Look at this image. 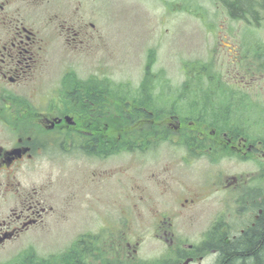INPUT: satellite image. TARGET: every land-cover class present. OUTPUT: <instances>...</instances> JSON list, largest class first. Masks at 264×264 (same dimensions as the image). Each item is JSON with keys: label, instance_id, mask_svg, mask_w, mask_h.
<instances>
[{"label": "rangeland", "instance_id": "1", "mask_svg": "<svg viewBox=\"0 0 264 264\" xmlns=\"http://www.w3.org/2000/svg\"><path fill=\"white\" fill-rule=\"evenodd\" d=\"M63 5L56 7L57 37L45 54L41 80L49 84L65 65L73 67V62L79 63L77 75L82 78L97 67L103 76L122 83L117 94L119 114L127 119L128 127L132 109L124 106L129 101H138L142 112L144 108L151 111L157 126L142 125L144 119H140L139 130L121 133L123 150L113 149V143L105 140L98 155L89 151L86 138L73 135L65 141L56 137L51 150L43 151L18 173L22 189L47 187L42 196H50L53 209L42 225L0 248V264L15 262L13 258L28 250L30 257L17 264H38V258L43 260L39 264H55L58 257L56 264H67L72 241L79 233L91 232L83 240L92 248L88 254L92 264H176L189 244L199 246L204 241L187 229L190 218L200 211L196 231L214 222L209 218L231 224L236 232L245 228L251 220V201L263 197L264 161L213 145L206 135L198 138L199 132L187 123L197 121L201 133L210 127L236 133L262 148L258 141L264 142V72L253 73L249 68L264 55L257 45L264 46V20L257 26L231 19L222 3L214 0H67ZM81 24L85 31L75 36ZM70 26L72 42L68 43L61 27ZM86 38L89 52L78 43ZM206 65L209 71L201 68ZM69 108L77 109L73 104ZM171 115L185 119L188 128L183 133L177 131L176 121L168 120ZM209 147H214L215 157L213 150L197 151ZM231 177L249 185L245 196L242 187L221 189ZM179 178L198 187L208 180L222 183L213 190L207 188L198 203L185 202L182 215L175 217L180 207L175 200ZM226 193H230L228 198ZM132 198H140L135 201V214ZM169 207H173L171 213L166 210ZM158 214L166 218L163 221L172 220L173 237L155 228L160 224L155 218ZM217 259L209 248L202 263L196 256L191 264H212Z\"/></svg>", "mask_w": 264, "mask_h": 264}, {"label": "flooded vegetation", "instance_id": "2", "mask_svg": "<svg viewBox=\"0 0 264 264\" xmlns=\"http://www.w3.org/2000/svg\"><path fill=\"white\" fill-rule=\"evenodd\" d=\"M66 2L67 0H0V247L19 238L27 230L42 225L46 215L53 209L49 204L52 201L49 200L50 196H47L48 199L42 196L47 187L38 185L22 189L18 173L24 166H28L30 161L40 156L43 151L52 148V145L56 144L57 138H63L65 141L66 139L68 141L73 135L86 138L87 146L91 147L89 151L98 155V150L102 149L106 143L105 140L113 143V149L123 150L121 149V145H123L121 133L127 131L128 134H133L134 131L139 130L136 126L140 119H144L142 125H149L152 129L157 126L156 120L158 119L155 120V117L151 116V111L144 108V112H142L138 101H129V105L124 106L132 109L129 112L131 121L128 127L127 119L119 114L121 106H119L117 98V94L120 93L119 82L116 83L114 80L111 81V78L103 76V71H98L97 67L87 70V75L82 78L77 75L76 65L79 63L73 62V67L65 65L54 80L51 78L49 84L41 80V74L46 66L45 54L48 50H52V45L55 44L57 37L56 7H61ZM63 20H67V18L63 17ZM90 25L92 28L95 27L93 22ZM78 27L79 29H75V33L73 32L75 36H80L86 28L82 24ZM70 28L72 26L60 29L62 33L63 31L67 33L66 40L70 41L68 43L72 42L71 38H68ZM59 36L61 37L60 34ZM87 42L86 38L79 39L78 43L89 52L91 49ZM95 50L97 51L98 48ZM98 63H100L99 59ZM90 91L101 97L89 100L85 94ZM71 104H73V108L77 109L74 111H71L70 108L67 109ZM168 120L176 121L179 127L176 129L181 133L189 126L192 131L199 132L198 138L201 135H206L205 139L210 138L213 145H219L225 150L230 148L245 158L258 156L264 161L263 139L258 141L262 147L259 148L255 142L248 144L245 137H238L236 133L232 132H220L214 127H210L209 132L201 133V127L195 120H190L187 126L184 123L185 119H179L175 115H171ZM170 125L176 126L172 122ZM171 126L164 127L167 129ZM207 128L209 127H206L205 130ZM195 143L196 146L201 145ZM61 144L65 145V143ZM199 149H197L199 152H212L213 150L215 157L214 147ZM184 180L183 178L177 180L179 193L175 200L177 203L179 202L180 207L175 217L182 215V209L186 207L185 202L197 201L198 203L207 188L211 189L222 183L212 181V185L208 180L198 187L195 183V185H191L189 181L186 183ZM247 180H250V177ZM191 181L193 180L191 179ZM226 182L228 183L221 189L231 191L242 187L244 196L248 191L249 185L245 186L244 181H240L237 177H231ZM50 185H52L51 182L48 189H50ZM21 190L22 193H20ZM226 194L228 198L230 193ZM260 195L263 197L251 201L250 223L245 228H241L239 232H236L231 224L219 222L217 218H209L214 222L208 227L206 226V231H203L206 227L196 231L195 222L200 218L202 212L200 211V215L190 218V227L187 229L191 231L188 232L203 236L204 241L199 243V246L189 244L179 260L193 259L191 264L198 256V262L202 263L205 251L210 248L213 254L218 256V259L212 264L220 263L219 257L224 245H229L250 227H254L264 215L263 191ZM7 196L10 197L9 201ZM136 200H140V198H132V202ZM136 209L138 207L135 202L132 205L134 214ZM252 209L253 212H251ZM166 210L171 213L173 207ZM150 212L153 213L154 210L149 209ZM137 214L140 215V212ZM218 215L220 220L222 213ZM158 216L161 215L158 214L155 218L160 220V224L156 228L159 227L164 235L173 237L175 231L172 220L163 221L166 218L160 219ZM216 236L220 237L215 239ZM85 242L82 239L79 244L72 245L69 250V253H72L71 257H74L78 264L93 263L88 261V254L92 248ZM171 244H174L173 238H171ZM78 246H82L80 251H78ZM100 254L99 250L95 257L99 258ZM181 261L176 264H181ZM56 263L57 260H55Z\"/></svg>", "mask_w": 264, "mask_h": 264}, {"label": "trees", "instance_id": "3", "mask_svg": "<svg viewBox=\"0 0 264 264\" xmlns=\"http://www.w3.org/2000/svg\"><path fill=\"white\" fill-rule=\"evenodd\" d=\"M215 1L222 3L232 19L243 20L250 25L255 24L257 26L264 20L261 12V10L264 12V0ZM262 63L264 65V61ZM262 66L260 68L264 69ZM85 95L89 100L101 97L91 91ZM219 259L222 264H264V215L254 227H250L229 245H224ZM67 264H78V262L74 257H71Z\"/></svg>", "mask_w": 264, "mask_h": 264}]
</instances>
